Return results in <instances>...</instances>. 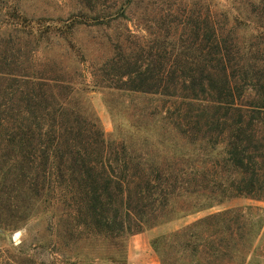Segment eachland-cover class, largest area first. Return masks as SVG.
Returning <instances> with one entry per match:
<instances>
[{
  "label": "trees",
  "instance_id": "trees-1",
  "mask_svg": "<svg viewBox=\"0 0 264 264\" xmlns=\"http://www.w3.org/2000/svg\"><path fill=\"white\" fill-rule=\"evenodd\" d=\"M78 1L46 31L70 38L77 25L140 13L150 34L113 42L94 84L1 55L0 224L43 205L61 211L66 237H101L116 262L134 234L224 205L155 239L161 263L264 264V207L228 205L264 203V0H229L223 12L214 0ZM100 86L142 100L131 136L117 121L107 139L81 99Z\"/></svg>",
  "mask_w": 264,
  "mask_h": 264
},
{
  "label": "rangeland",
  "instance_id": "rangeland-1",
  "mask_svg": "<svg viewBox=\"0 0 264 264\" xmlns=\"http://www.w3.org/2000/svg\"><path fill=\"white\" fill-rule=\"evenodd\" d=\"M214 1L215 10L223 12L231 8L229 0ZM108 2L109 6L112 0ZM124 2L125 0H118L116 9ZM13 8L21 12L23 17H26L25 20L10 16ZM79 9H82V6L78 0H0V57L8 55V58L18 61V70L33 72L50 68L65 77L74 78L76 83L94 84V73L112 55L113 42L124 41L126 38L134 41L136 37L150 34L147 26L142 23L144 21L138 17L140 13L131 15L129 19L121 17L114 20L110 26L77 25L70 38L57 29L46 31V25H61L62 21ZM69 39H72L73 47L69 44ZM80 97L86 104L88 100L91 102L101 119L107 139L117 137V121H120L122 126V134L132 135V124L136 123L135 110L140 108L142 103L137 93L100 86L81 94ZM151 98L156 104L164 105L161 97ZM110 102L115 107L114 117L109 107ZM173 104V101L169 103ZM248 204L264 207L263 202L243 197L228 203L229 206ZM224 207L215 206L204 212L140 232L147 235L149 251L154 255L157 264L162 263L159 251L153 245L155 239L204 215L221 211ZM7 221L9 224H0V264H149L147 261L151 260L149 252L141 249L142 243L132 244L134 235L139 234L136 233L119 252H115L118 261L111 262L108 256L114 250L111 252L107 249L104 239H79L77 235L66 237L61 211L46 209L43 205L18 223ZM261 259L264 260V254ZM180 262L187 264L188 257L184 256Z\"/></svg>",
  "mask_w": 264,
  "mask_h": 264
},
{
  "label": "crops",
  "instance_id": "crops-1",
  "mask_svg": "<svg viewBox=\"0 0 264 264\" xmlns=\"http://www.w3.org/2000/svg\"><path fill=\"white\" fill-rule=\"evenodd\" d=\"M136 242L142 243L141 249H143L147 253L149 252L151 260L147 261V262L149 264H157L154 255H152V253H150V251H149V248H148L149 239H148L147 235L145 233H139V234L134 235L132 244L136 245Z\"/></svg>",
  "mask_w": 264,
  "mask_h": 264
}]
</instances>
